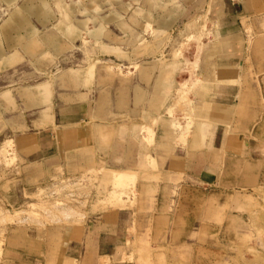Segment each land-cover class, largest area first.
Here are the masks:
<instances>
[{
	"label": "crops",
	"instance_id": "crops-1",
	"mask_svg": "<svg viewBox=\"0 0 264 264\" xmlns=\"http://www.w3.org/2000/svg\"><path fill=\"white\" fill-rule=\"evenodd\" d=\"M57 1L0 0V92L11 96L0 102V131L31 179L33 165L47 178L104 163L145 171L155 192L139 208L90 205L83 224L51 225L38 255L44 264H162L165 250L191 236L200 252L216 213L231 216L232 191L264 187V0H225L221 9L210 0H78L72 14ZM196 19L225 46L213 47L209 73L197 65L193 106L209 123L199 146L165 139L162 123L153 124L169 118L184 66L183 52L172 59L166 50L169 40ZM114 60L126 63L127 77L105 70L122 66ZM142 126L153 131L149 146Z\"/></svg>",
	"mask_w": 264,
	"mask_h": 264
},
{
	"label": "rangeland",
	"instance_id": "rangeland-1",
	"mask_svg": "<svg viewBox=\"0 0 264 264\" xmlns=\"http://www.w3.org/2000/svg\"><path fill=\"white\" fill-rule=\"evenodd\" d=\"M65 1L68 3L58 0L57 6L64 7L69 14H72L70 4L78 0ZM154 1L157 5L160 4L159 0ZM223 2L225 0H210L214 9H221ZM59 7L58 10L60 11ZM173 7L171 6L170 10ZM206 25L207 21L202 19L195 23L188 21L179 31H174L169 40V48H166V50H170L172 59L181 56L183 52L181 57L184 66L175 77L180 82L173 91V104L166 110V112L169 110L167 113L169 118L164 119L158 116L153 124L157 122L164 124L163 127L166 129L164 138H175L178 143H184V145L187 139H190L191 135L195 133L194 131L203 141L209 127L208 121L200 113V110H196L199 104L193 106L196 102L194 93L200 89L202 82L201 74L197 73L201 72L197 71V65L202 61L203 64L201 65L205 64L206 71L209 73L215 56L213 47L216 45L221 47L220 52L225 50L224 44L215 39L216 35L208 33ZM148 26L147 21L144 29ZM218 26L219 21L215 19L213 21L215 31ZM211 27L212 25L209 26V28ZM80 55L76 51L73 53L75 60H78ZM94 61L96 60L92 59L87 66ZM114 62L127 68L128 71V73L122 74L120 71L114 70L116 71V73L113 72L114 74L122 78L130 74L126 63L119 60H114ZM82 64H84L83 61L79 63V65ZM169 65L165 67L164 76H167L171 70ZM202 66L200 67L202 68ZM133 67L136 68V65L134 64ZM6 91L0 92V102L9 103L11 101V96L4 95ZM174 110L180 114L178 121L172 118ZM167 129L169 130L167 131ZM150 130L152 129L150 128ZM152 139H150L149 145L153 144ZM7 140L12 141L10 133L1 130L0 264H44L41 255H38V251L39 249L42 250L44 246L46 247V242L51 241V232H54L51 225L83 224L90 205L96 208H122L125 206L139 208L140 204L143 206V202H152L155 187L154 184L144 180V176H147L143 175L146 173L145 171L131 172L136 175L132 176L130 187H114L115 183L111 180L115 176L112 175L125 170L111 169L106 167L104 163H99L96 167H85L76 175H51L47 178L42 177L39 165H33L31 168L33 179H31L30 174L27 175L28 170L25 164L16 154V149L12 145L13 141L11 146H8L5 144L8 142ZM202 141L200 143L199 141L195 142V145H201ZM5 145L6 147H4ZM3 152L7 153L4 154ZM148 166L154 169L153 159H150ZM142 184L144 185V192L140 191ZM132 194L133 197L130 199L129 196ZM122 199L124 200L122 201ZM232 200H235L236 204L232 202V208L228 211L231 216L217 212L213 219L215 228L211 227L208 232L206 230L205 233H201L205 240L201 238L199 245L204 249L202 248L198 252L192 247L193 245L190 243L195 239L194 236L184 238L185 244L176 252L165 250V255L169 258L162 260V264H264V187L251 191H232ZM71 209L75 211V214ZM67 210H70L69 213H66ZM52 213L56 217L53 216L51 221ZM56 221L58 223H55ZM43 243L45 244L43 245ZM104 259L101 260V264H109L106 258ZM135 261L140 264L139 258Z\"/></svg>",
	"mask_w": 264,
	"mask_h": 264
},
{
	"label": "bare ground",
	"instance_id": "bare-ground-1",
	"mask_svg": "<svg viewBox=\"0 0 264 264\" xmlns=\"http://www.w3.org/2000/svg\"><path fill=\"white\" fill-rule=\"evenodd\" d=\"M3 2H5V3H7V4H10V3H12L14 0H2ZM197 20V19H196ZM243 23V22H242ZM244 25V24H243ZM144 33V32H143ZM105 70L108 72V73H110V74H113V72H115L116 73V71L118 70V71H120V73H122V74H126V73H128V71H127V69H125V68H123L122 66L120 67V66H118V65H105ZM114 70H116V71H114ZM119 74V73H118ZM121 74V75H122ZM128 75V74H127ZM169 111V110H168ZM168 111H167V113H168ZM175 111V110H174ZM161 120V119H160ZM162 121V120H161ZM165 122V121H164ZM171 122V121H170ZM170 122H168L169 123V125H171V123ZM167 123V122H166ZM173 123V122H172ZM177 124V123H176ZM164 125V124H163ZM168 125V124H167ZM174 125V124H173ZM192 125V124H191ZM172 127H174V126H172ZM190 127V126H189ZM164 128V127H163ZM166 130V129H165ZM169 129H167V131H168ZM171 130V129H170ZM195 133L194 134H192L191 135V137H190V140H191V142L193 143V144H195V142H197V141H199V143H200V141H202V139L200 138V136H198V133L196 132V131H194ZM196 133H197V135H196ZM142 134L143 135H141V136H143L144 137V140L146 141V143H147V145L149 146V144H150V139H152V134H153V131L152 130H150V128H147V127H142ZM182 135V134H181ZM185 137V136H184ZM8 142L7 143H5V144H8V146H11V144H12V141H9V140H7ZM190 142V143H191ZM202 143V142H201ZM184 144V143H183ZM235 144V143H234ZM4 145V144H3ZM13 145V144H12ZM4 147H6V145L4 146ZM4 149V148H3ZM2 149V150H3ZM5 150V149H4ZM3 150V151H4ZM10 151V150H9ZM4 154L5 153H7V152H3ZM148 157H149V155H148ZM150 159L152 160L153 158L151 157V158H149V160H148V162L150 161ZM105 171H108V170H105ZM106 173V172H105ZM104 173V174H105ZM112 174H113V171H112ZM110 175H111V172H110ZM136 174H134V173H131L130 171H120L119 173H116V174H114V175H112V176H115V177H113L112 178V180H111V182H113V183H115V185H114V187H130V185L132 184L131 183V181H132V176H135ZM134 180V179H133ZM125 183H126V185H125ZM130 184V185H129ZM67 186V185H66ZM132 187V186H131ZM141 192H144V185L142 184L141 185V190H140ZM133 197V194L132 195H130L129 196V198L131 199ZM120 199V198H119ZM124 199H122V201H123ZM122 201H119V202H122ZM85 203V202H84ZM117 203H118V200H117ZM121 205H122V203H120ZM84 205V204H83ZM118 206V205H117ZM66 209V208H65ZM45 210V209H44ZM47 210V209H46ZM59 210H60V208H59ZM72 210V209H71ZM61 211H62V208H61ZM63 211H64V209H63ZM68 211H70V210H67L66 211V213L68 212ZM73 211V210H72ZM50 211H48V214H50L49 213ZM74 212V214H75V211H73ZM69 213V212H68ZM6 214H7V212H6ZM54 213H52V217L50 218L51 219V221H52V218H54L53 216H55V214L53 215ZM73 214V213H72ZM4 215V214H3ZM8 216V215H7ZM1 217H2V215H1ZM11 217V216H10ZM48 217V216H47ZM56 217V216H55ZM61 217V216H60ZM57 219V218H56ZM55 219V220H56ZM73 219V218H72ZM11 220V219H10ZM35 220H37V219H35ZM38 220H39V218H38ZM41 221V220H40ZM53 221H54V219H53ZM59 221H60V219H59ZM55 223H58L57 221L55 222ZM39 226V225H38ZM44 226V225H43Z\"/></svg>",
	"mask_w": 264,
	"mask_h": 264
}]
</instances>
